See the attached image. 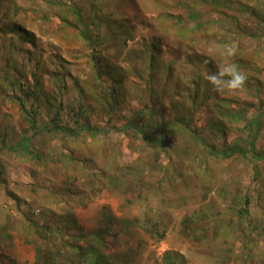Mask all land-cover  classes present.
<instances>
[{"label":"rangeland","instance_id":"obj_1","mask_svg":"<svg viewBox=\"0 0 264 264\" xmlns=\"http://www.w3.org/2000/svg\"><path fill=\"white\" fill-rule=\"evenodd\" d=\"M253 138L264 0H0V264H264Z\"/></svg>","mask_w":264,"mask_h":264},{"label":"clouds","instance_id":"obj_2","mask_svg":"<svg viewBox=\"0 0 264 264\" xmlns=\"http://www.w3.org/2000/svg\"><path fill=\"white\" fill-rule=\"evenodd\" d=\"M209 52H218L227 58L235 56L237 49L235 45L216 44L209 47ZM208 62L204 60L203 64L206 65ZM203 75L215 92L227 90L235 93L246 88L247 76L235 62L226 61L217 71L206 70Z\"/></svg>","mask_w":264,"mask_h":264},{"label":"trees","instance_id":"obj_3","mask_svg":"<svg viewBox=\"0 0 264 264\" xmlns=\"http://www.w3.org/2000/svg\"><path fill=\"white\" fill-rule=\"evenodd\" d=\"M259 107L262 106V101H258ZM256 118L258 119L257 121V130L255 131V136L258 135L259 130L261 128V114H257ZM163 143V142H162ZM260 148L258 147L257 141L255 138H253L252 140L248 141L245 145H238V146H230L227 147V149H224L220 152V155L223 158H231L233 155L237 154V155H244V156H248L252 162V168L254 171V178L257 179V175L259 172V168H260V164L261 162H264V155H260ZM243 202L245 204L244 209L239 210V216L240 218H242L241 216H243L246 212L247 209L246 207L249 204V200L247 198H243ZM243 220V219H242ZM246 223H249L248 220H245ZM246 226H250V224H247ZM96 252V251H95ZM95 252H91L89 254L90 258L93 259L95 258V262L96 264H105L103 263L101 260H99V258L97 256H95ZM95 264V263H94Z\"/></svg>","mask_w":264,"mask_h":264}]
</instances>
